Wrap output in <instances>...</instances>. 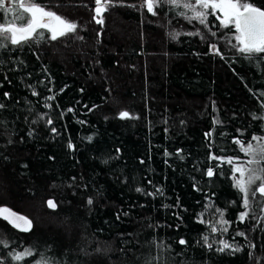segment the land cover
Instances as JSON below:
<instances>
[{
    "label": "trees",
    "instance_id": "trees-1",
    "mask_svg": "<svg viewBox=\"0 0 264 264\" xmlns=\"http://www.w3.org/2000/svg\"><path fill=\"white\" fill-rule=\"evenodd\" d=\"M37 2L78 30L0 48V208L32 221L24 232L0 216L4 264L25 248L33 255L21 264H264V212L253 201L256 219L240 223L230 167L205 174L217 163L210 153L246 160L234 137L264 136V119L254 118L264 116V60L222 46L214 54L205 32L234 31L215 16L205 28L183 9L164 4L152 15L146 0H121L101 25L94 0ZM122 111L136 118L120 119ZM216 209L226 233L210 230ZM221 240L241 251H217Z\"/></svg>",
    "mask_w": 264,
    "mask_h": 264
},
{
    "label": "snow or ice",
    "instance_id": "snow-or-ice-1",
    "mask_svg": "<svg viewBox=\"0 0 264 264\" xmlns=\"http://www.w3.org/2000/svg\"><path fill=\"white\" fill-rule=\"evenodd\" d=\"M94 2L93 19L97 24L102 25L104 23L103 13L108 11L109 7H115L117 2H121V0H94ZM164 4L171 5L173 8L183 9L179 15L187 19L189 23L193 20L198 21L205 28L209 27V16H215L219 20L220 27L234 30L231 37L227 40L233 49L238 51L245 59L252 60L256 58L264 60V9L254 4L252 0H146L147 11L152 15H157L155 8ZM0 12L4 14L3 19L0 20V48L6 47L7 44L21 47L30 41L39 43L40 40L45 39V33L49 34L48 39L56 41L62 37L74 34L78 30L76 22L57 14L55 11L47 10L37 0H0ZM171 35L173 38H178L181 33L176 32ZM187 35H201V33H187ZM212 35L215 36L216 33L212 32ZM210 49L216 55L221 54L216 44H211ZM32 94L38 95L36 91H33ZM4 95L7 97L9 94L4 93ZM260 95L264 96V92L260 93ZM46 99L54 100L55 96H48ZM4 107V104H0V109ZM45 107H51V105L46 104ZM68 111L71 112L73 110L68 109ZM119 118L135 119L136 117H132L127 111H122L119 114ZM254 118L264 119V116ZM216 122L218 123L219 121ZM52 123L51 119L47 120V124L51 125ZM80 123H83V121ZM51 131L56 133L57 129L52 127ZM205 136L211 140L212 131L205 133ZM88 139L91 140L92 137H88ZM233 143L238 145L240 151L248 159L241 160L240 157L218 156L215 153H210L209 160L217 163L209 166L205 174L211 178L224 165L230 167L233 186L242 195L241 206L243 211L239 213L238 220L240 223H244L249 219L250 215L253 219H256L253 201H256L257 196L264 200V136L252 135L247 142L238 136L233 138ZM68 147L71 149L73 145L69 143ZM181 151L177 150L175 155L183 160L184 156L181 155ZM164 155L170 156L172 154L165 151ZM143 162L141 161V163ZM149 183L151 182L149 181ZM136 191L150 196L163 195V191L159 188L156 189L155 193L145 192L144 189L139 187L136 188ZM47 204L49 208L57 206L53 200H48ZM87 204L92 205L93 200L89 198ZM179 206L177 203L176 207ZM163 207L168 208L170 205L165 204ZM256 207L261 212H264V203L256 201ZM216 211L219 213V218L215 223L209 225L210 230L212 233L218 231L226 233L230 222L224 219L222 210L216 209ZM0 215L5 220H8L13 227L21 231L27 232L31 230L32 221L22 215H18L7 208H0ZM200 222L205 223L204 219H201ZM237 235L244 236L245 233L237 232ZM202 240L207 248L211 249L213 247L212 243H209L208 235H204ZM178 244L184 246L188 244V241L180 238ZM220 244L221 247L217 249L219 252L226 250L231 252L241 251L239 246L234 247L227 241L221 240ZM0 245L6 248L9 246L8 242L2 239H0ZM158 247L164 246L158 245ZM252 247H255V245H252ZM96 251L100 252L101 250L98 248ZM8 255L14 264H21L27 257L33 255V251L31 248H25L19 252L11 251ZM0 264H4L3 259H0ZM35 264H50V262L42 258L36 261Z\"/></svg>",
    "mask_w": 264,
    "mask_h": 264
},
{
    "label": "rangeland",
    "instance_id": "rangeland-1",
    "mask_svg": "<svg viewBox=\"0 0 264 264\" xmlns=\"http://www.w3.org/2000/svg\"><path fill=\"white\" fill-rule=\"evenodd\" d=\"M118 33H120V32L118 31ZM205 33H206L205 35L207 36V38L209 40H211L212 42H214L213 44H216L217 47L222 46L226 50H231V51H234L235 50L227 42L228 38L231 37L232 32H229L228 34H225V36L222 37V38L221 37L213 36L209 32H205ZM247 159H248V157L246 158V160ZM256 201H263V200L259 196H257Z\"/></svg>",
    "mask_w": 264,
    "mask_h": 264
},
{
    "label": "water",
    "instance_id": "water-1",
    "mask_svg": "<svg viewBox=\"0 0 264 264\" xmlns=\"http://www.w3.org/2000/svg\"><path fill=\"white\" fill-rule=\"evenodd\" d=\"M7 209H9V208H7ZM10 211H12V212H15V211H13V210H11V209H9ZM15 213H17V212H15ZM18 215H22V214H19V213H17ZM2 218H3V216L2 215H0ZM22 216H24V215H22ZM24 217H26V216H24ZM27 218V217H26ZM8 221V220H7ZM9 222V221H8Z\"/></svg>",
    "mask_w": 264,
    "mask_h": 264
}]
</instances>
